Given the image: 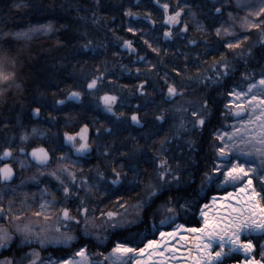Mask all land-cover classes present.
<instances>
[{
    "label": "trees",
    "instance_id": "trees-1",
    "mask_svg": "<svg viewBox=\"0 0 264 264\" xmlns=\"http://www.w3.org/2000/svg\"><path fill=\"white\" fill-rule=\"evenodd\" d=\"M179 2L183 5L187 3L188 14L194 12L199 24L203 26L196 29V46L167 54L160 52L158 55L155 52L150 57L151 64L156 66L154 69H150V65L134 69L121 57L122 52L118 46V41L128 37L123 25L128 19L126 13L131 9L134 13L156 15L161 10L154 4L155 0H0V32H19L30 26L49 22L54 25L52 32L37 34L31 41H9L18 45L15 49L20 53L17 83L21 87L13 88L7 94L6 100L0 101V151L11 146L14 149L13 154H22L18 151L22 146L20 135L24 131L30 133L32 128H36L40 135L32 137L23 145V154L27 158L28 152L33 148L52 147V143L62 142L65 131L73 132L79 125L89 123L95 144L94 157L88 159L71 153L73 158L79 161L76 168L80 171L82 169L81 176L87 177L90 185H100L91 192H88L87 187L81 189L80 184L71 185L74 192L79 189L80 195L66 199L62 186L52 176H40L36 171L31 178V173L22 172L23 178H26L23 186L26 198L24 199L18 190L6 204L8 208L9 201H13L14 213L23 209L26 214H33L39 199L36 198L31 205L32 196H40L45 187L51 198L55 199V203L71 209L72 215H78L76 209L81 198L86 200L91 217L94 218L101 217V212L115 210L121 213L125 209L118 204L134 206L145 196L144 183L139 184L136 191H131L134 176L126 167L124 171L127 175L122 178L124 182L121 185H112L109 189L108 185L113 178L110 163L127 161L129 166L138 165L140 179L147 181L148 176L152 175V169L148 168L146 176L144 169L148 165L140 161L154 156L155 150L159 148V139L154 140L148 136L153 126L160 124L156 116L162 113L166 115L161 136L165 133L173 135L182 118L193 120L191 110L199 109L205 99L208 101V107L204 111L205 126L192 129V125L188 124L189 131L182 133V139L173 142L172 151L168 153L181 162L184 190L168 192L157 199L152 207L146 209L141 223L127 229L108 230L105 234L108 239L105 242L79 234V240L73 244L70 252H75L83 245L93 254L108 251L117 239L124 236L135 239L137 233L154 238L156 233L166 227L159 224L163 217L157 214V228H152L153 213L169 196L185 197L192 201L194 217L191 213L188 217L182 214L176 222L185 223L191 219L192 226H198L196 222L200 221V218L195 204L202 205L219 191L214 187H206L204 194L200 192V185L205 172H210L216 157L214 146L218 141L215 140L214 134L232 124V119L225 116L226 106L230 101L229 92L237 85L243 86L245 73H259L261 68H264V47L259 43L262 34L255 29L241 31L239 36L247 35L249 39L240 48L230 50L223 46L224 40L229 38L218 37L216 29L222 24L225 25L230 12L233 15H246L236 7V0ZM216 8H221V12L217 13ZM119 21L121 24H118ZM250 45L253 46L251 56L247 54ZM242 51L243 56L237 55ZM222 57L233 65L234 71L216 83L206 81L208 75L203 72L207 67L215 66ZM137 69H140L139 73ZM176 70H179L181 75H177ZM97 75L102 76L98 88L100 93L108 92L110 89L106 88H111V84L121 87L118 102L114 106L119 121L111 114L102 113L98 100L87 102V92L80 102L57 104L58 100L66 98L69 91H83L88 78ZM209 76H212L213 80L216 79L214 73ZM256 79H259V75ZM145 80L148 83L145 85V94L142 95L139 85ZM173 82L184 90V95L177 97L174 102H166L167 86ZM36 107L41 108L38 120H34L32 116ZM178 107L188 111L178 112ZM134 113L139 114L144 127L139 128L131 123V115ZM114 122L119 124V127H114L113 133L107 134L104 130L113 127ZM96 128H100L101 135L95 134ZM189 141L192 142L191 145ZM105 150L109 155H104ZM124 151L130 156L135 153V156L131 159L120 156L119 153ZM116 167L120 170L119 164H116ZM98 173H103L105 178L101 179ZM18 180L19 178L17 182ZM77 180L79 182V179ZM28 205L30 208L27 209L25 206ZM70 252L60 246H49L41 251V255L46 258L51 254L55 258Z\"/></svg>",
    "mask_w": 264,
    "mask_h": 264
},
{
    "label": "snow or ice",
    "instance_id": "snow-or-ice-1",
    "mask_svg": "<svg viewBox=\"0 0 264 264\" xmlns=\"http://www.w3.org/2000/svg\"><path fill=\"white\" fill-rule=\"evenodd\" d=\"M98 2V0H97ZM155 4L163 10V24L171 26L169 30L164 32L165 38H171L173 32L171 28L183 23L182 32H188V24L182 20L185 8L189 5L185 3L180 6L179 0L177 8L170 12L168 3H161V0H155ZM20 5H18L19 7ZM236 7L246 13L241 18V27L245 30H257L261 32V40L259 43L264 47V0H258V3L245 2V0H236ZM217 13L221 12V8H216ZM129 17L138 14L129 9L126 13ZM195 17V13H192ZM154 25L156 21L151 20V13L147 17ZM229 18L233 24L225 26L221 25L216 29L218 37H234V39H225L224 47L230 50L238 49L249 39L247 35L239 36L235 33L234 27L236 16L231 12ZM98 22V21H97ZM203 26L197 24V28ZM54 25L49 22L47 24H38L30 26L26 30L19 32H0V101H5L7 94L13 89H19L21 85L17 83V69L20 64V53L15 49L17 44L11 41H31L34 36L40 33H50L53 31ZM129 32H134L133 27L128 28ZM145 44L152 49L153 52L160 54L158 47L145 39ZM196 44L195 40L191 41ZM125 47L131 48L132 41H125ZM87 47V45H85ZM252 47L249 46L247 54L252 55ZM237 55H244L240 52ZM143 59V57H141ZM150 69L156 66L149 62ZM140 69H137L139 73ZM234 71L233 65L222 57L221 61H217L213 73L216 77L208 76L206 81L218 82L224 77H228ZM177 75H181L176 70ZM259 75V79L256 76ZM102 81V76L97 75L88 80L86 89L90 94L97 95L102 102L103 108L112 116L119 117L114 110V106L119 99L116 95L105 93L98 94V85ZM202 81V82H206ZM167 83V75H165ZM145 80L139 85V91L145 94ZM242 85H237L229 92L233 97L229 105L226 106L225 116L227 119L235 118V123L227 125L225 128L218 130L215 140L218 143L214 146L216 153L210 172H205L200 185V192H204L208 185L215 184L219 187L227 189L231 186L233 191L225 190L223 196H212L210 202L195 204V210L199 213L200 221L198 226H192L191 219L185 223H177L178 218L188 217L193 213V203L188 198L169 196L165 199L153 213L152 228H157L155 223L156 215L159 214L163 218L159 220L160 225H174L171 231H159L160 240L149 238L147 235L137 233L135 239L124 236L112 243L110 250L98 253H90L86 245L79 247L75 252H70L73 243L77 240V236L71 234L70 231H62L68 229L71 225L83 224V232L85 236L93 233L89 227L90 208L87 206L86 200L80 199L76 211L78 215H72L71 209L68 207H60L55 203V199L43 200L38 211L33 213L36 217H43L44 220L52 219V213L56 212V224L54 227L57 235H48V228L35 227L32 223H23V215H26L23 209L20 213H14L12 208L13 201H9L7 209L0 204V220H4L0 224V264H264V68L259 73H245ZM84 95L82 90H71L65 99L57 101L58 105H67L69 101H80ZM184 90L177 86L176 83H170L167 86L168 101H175L177 97H182ZM139 107V106H138ZM208 107V101L205 99L199 106V109L193 108L191 116L193 120L181 119L173 135L165 133L161 136L162 125L166 123V115L160 114L156 116V120L160 122L154 125L152 131L148 134L151 139H159V148L155 150V155L143 159L140 162L148 165L144 169L147 176L148 168L152 169V175L148 176L147 181L140 179V173L137 166H129L127 161H116L110 163L112 168V179L108 188L112 185H121L123 176L127 175L124 169L127 167L128 172H132L134 180L131 182V191H136L139 184L144 183V198L140 199L134 206L126 203L118 204L119 207L125 209L124 213L115 210L106 213L101 212L104 218V224L108 228L127 229L138 223H141L146 215V209L152 207L157 199H160L168 192L183 191V171L181 162L174 156H169L172 151L174 141L182 139V133L189 131L188 124L192 125V129L197 127L203 128L206 124V116L204 111ZM64 111L65 109H60ZM178 112H185L188 109L178 107ZM40 107L33 110V115L39 116ZM131 122L144 127L138 113L131 116ZM7 126V125H5ZM114 127H119L116 122L113 127H108L104 131L112 134ZM97 136L101 135L100 128L95 129ZM40 135L38 129L32 128L31 132L24 131L20 135L21 145L18 148L20 153H25L24 144L32 137ZM92 128L89 123H83L73 132L65 131L62 136V143H58L53 152L48 149L39 147L33 148L30 155L42 169L49 167L50 161L53 160L55 152L62 154L56 157L58 167L47 174L54 177L62 186L64 197L67 199L73 195L79 197L80 192H75L71 185H75L78 179L73 168L79 164L78 160L73 159L71 150L75 155L86 156L92 151ZM191 141L189 144L191 145ZM69 147V151L65 152L64 146ZM14 149L9 146L0 153V162L10 161L13 158ZM139 151V147H137ZM191 151V148H189ZM104 155H109L105 150ZM120 156H131L127 151L119 153ZM182 155V152H181ZM21 168L25 167V161L18 160ZM116 164H119L117 170ZM82 171V169H81ZM15 175L12 163L5 162L0 166V182H2L10 191L14 192L10 182ZM101 179H104L103 173H98ZM67 178V180H66ZM80 188L87 187L88 192L93 188H99L100 185H90L87 177H79ZM48 192L47 187L43 190ZM4 196L7 193L3 194ZM2 198V197H0ZM207 200V197L204 198ZM57 209L59 211L57 212ZM18 222V223H14ZM96 227L95 224L92 225ZM101 239V237H98ZM103 240L108 238L102 237ZM175 240L184 249V253L177 255L180 248L170 245V241ZM38 244L39 248L33 247ZM55 245L69 250L70 254L61 257H42L41 251L48 246ZM7 253V255H6ZM93 255L97 259H93Z\"/></svg>",
    "mask_w": 264,
    "mask_h": 264
},
{
    "label": "flooded vegetation",
    "instance_id": "flooded-vegetation-1",
    "mask_svg": "<svg viewBox=\"0 0 264 264\" xmlns=\"http://www.w3.org/2000/svg\"><path fill=\"white\" fill-rule=\"evenodd\" d=\"M162 1H164V0H162ZM162 1H161V3H168L170 5V12L174 11L177 8L178 2H175L174 0L164 1V2H162ZM210 1L215 2L218 0H210ZM181 3L179 2L180 6H183V4H181ZM156 6L159 8L158 5H156ZM159 9L161 10L160 13H157L156 15L151 14V20L156 21V23L154 25L147 18L148 14L136 13V14H138V18H137V16L129 17L126 15L128 19H127V21H125L123 23V25L125 26L124 28H125V31H126L128 37L124 40L118 41V46L122 52L121 57H124V61L127 64L129 63L132 67H134V69L149 65L150 57H152L155 53L152 51L151 48L148 47L147 44H145V42H144L145 39H148L149 42L153 44V47H158L160 49V52L164 53V54H167L168 52H171V51H178L179 52L180 50L187 49L190 47L194 48L196 46V44L191 43V41H193V40L197 41V37H196V29L197 28H196V24L194 21L196 19V17H191V14H188V12L185 8V12H184V15L182 17V20L188 24V29H189L188 32L185 33V32H182L180 30L183 27V23L181 25H177L176 27L171 28V30L173 32V36L171 38H168L167 41L164 42V39H165L164 32L169 30V28L171 26H167V25L163 24L164 13H163V10L161 8H159ZM118 24H121L120 21L118 22ZM129 27H133L134 29H136V31L129 32L128 31ZM129 40L132 41V45L138 50L137 55H134L130 51H125L123 49V47L125 45L124 42L129 41ZM141 57H143V59H141ZM99 87H100V83L98 85V88ZM106 89H110V90L108 92H104V93L99 92V95L102 96L105 93H108V94L118 96V92H120L121 87H118L117 85L111 84V88L107 87ZM112 90L115 92H110ZM98 91H100V90H98ZM83 92H84V94H86V92L89 93V91L86 90L85 88H84ZM99 106H100L99 110L102 113H107L106 111H104L102 102H101V105H99ZM108 114H110V113H108ZM91 141H92L91 153H89L86 156H80V157H86L88 159L94 157V145L95 144H94V139H93V132L91 135ZM62 142H63V140H62ZM62 142L60 141L59 143H62ZM57 143L58 142L52 143V145H51L52 147H43V148L48 149L49 152L51 153L56 149ZM53 145H54V148H53ZM64 149H65V152L69 151V147L67 145L64 146ZM30 152H28V155H27L28 158H29ZM71 152L75 153L74 150H71ZM61 154H62L61 152H55V156L53 157V160L47 169L52 168L53 163L56 160V157L60 156ZM5 162L12 163V167L14 169V172L16 173L15 181L10 183L12 189H13V187L15 189V185L17 184V167L15 166V163L13 160L2 161L1 166ZM30 162L33 164V166L38 167V169H42L39 165L33 163L31 160H30ZM6 188L7 187L2 182H0V197H2V198H0V204H2L5 209H7L6 204H7L8 199L12 198V196H14V194H15L14 192L13 193L9 192V193H7L6 196H4L3 194L6 192L5 191ZM0 221H1V223H4V220H0Z\"/></svg>",
    "mask_w": 264,
    "mask_h": 264
},
{
    "label": "rangeland",
    "instance_id": "rangeland-1",
    "mask_svg": "<svg viewBox=\"0 0 264 264\" xmlns=\"http://www.w3.org/2000/svg\"><path fill=\"white\" fill-rule=\"evenodd\" d=\"M174 1L175 2H178V0H174ZM245 2H251L253 4H256V3H258V0H245ZM235 16H236V22H235L234 31H235V33L237 35H239V33L241 31H245L241 27V18L244 16V14L238 13ZM191 17H193L192 16V13H191ZM194 21H195L196 28H197V24H199V22H198L197 19H195ZM231 24H233V21L229 18L228 21L225 23V26H228V25H231ZM228 38H229V40L234 39V37H231V36L228 37ZM213 68H214V66L213 67L212 66L207 67L205 69V71L203 72V74L208 75V76L211 75L213 73ZM92 77L93 76H91V78ZM88 79H90V77ZM85 89H86V85H85ZM99 92L100 91H98V94H99ZM87 97H88L87 102H89V103H91V100L92 99H93V101H94V99H96V100L99 101V103H101V101L98 99L97 95H95V94H89V96H87ZM232 100H233V97L230 96V101H232ZM230 101H229V103H230ZM229 103H228V105H229ZM96 105H98V103ZM232 123H235V118L234 117L232 118ZM53 148H54V145H53ZM2 152H3V150L0 151V153H2ZM20 159H22V160L25 161V165L26 166L23 167V168H21V166H20V164L18 162V160H20ZM12 160L14 161L15 166L17 167V178H19L17 184L15 185V189L13 187L14 193L19 190V193L22 194V196H23L24 199L26 198V195L24 196V192L25 191L23 190V188H24L23 186H24V182H25L24 179H26V178H23L22 175H24V174L22 172H25V174L31 173V178H32L34 176V173H36V171H37V173L40 174V176H44V175H48L47 174L48 172H50L52 170H56L57 167H58V163L55 160L51 169L50 168L49 169H38V167L33 166V164L30 162L29 158L28 157L26 158L24 154L23 155L22 154H13ZM1 164L2 163L0 162V166H1ZM73 171L76 172V175H77L78 179H79V177H82L81 174H80L81 171L79 169H77L75 167V168H73ZM66 180H67V178H66ZM76 184L77 185L80 184V180H79V182L77 180L76 181ZM210 187H214V188L219 189V191L217 193H215L214 195H212V196H215V195H224L225 194V190H227V191H233V189L231 188V186H228L227 189H225L223 187H219V186H217L215 184H212V185H208L207 186V188H210ZM5 191H6L5 193H9V192H12L13 193V191H10L8 188H6ZM203 193L205 194L206 191L203 192ZM32 198H33V200L31 202V205L35 201L36 198H37L36 200L39 199V201H37L38 202V207L36 208L35 211H38L39 210L40 204L43 202V200H45V199L46 200H49V201L53 200L48 192L47 193H43L42 192V194L40 196L39 195L37 197L36 196H32ZM210 198L208 199L207 202L210 201ZM29 206L30 205L25 206V207L28 209V208H30ZM130 206H133V205H130ZM124 211L125 210H123L121 213H124ZM198 217L200 218L199 215H198ZM14 223H18V222H14ZM23 223H32L37 228H40V227L48 228L50 230L48 232V235H57V233H55V231H54V227H55V224H56V212H53L52 213V219H49V220H44L43 217H36L33 214L28 215V213H27L26 215H23ZM179 223H183V222H179ZM0 224H3V223H1V221H0ZM93 224L96 225L95 228L92 227ZM162 226L166 227V229H162L163 231L164 230H170V229H172V227H174V225H171L170 226L168 224H165V225H162ZM89 227H90V230H91V232L93 234L92 235H88L86 237H90V238L92 237V239L97 240L99 242H101V241H104L105 242L106 240H103L102 237H105V234H106V232L108 230H113L111 228H108L107 225L104 224V218H102V217H98V218L91 217V213L89 214ZM62 231H70L71 234L77 236V240L74 243H76L79 240V234L84 235V232H83V224H80V225H74L73 224V225L70 226V228H68V229H62ZM154 233H155V231L152 234H154ZM158 234H159V232L155 234L154 239L157 238ZM98 237H101V239H98ZM51 246H55V245H51ZM33 247L39 248V245L38 244H34ZM97 258H98L97 256H95V255L93 256V259L94 260L97 259Z\"/></svg>",
    "mask_w": 264,
    "mask_h": 264
},
{
    "label": "water",
    "instance_id": "water-1",
    "mask_svg": "<svg viewBox=\"0 0 264 264\" xmlns=\"http://www.w3.org/2000/svg\"><path fill=\"white\" fill-rule=\"evenodd\" d=\"M167 39H168V38H167ZM167 39L165 38V39H164V42H166ZM123 49H124L125 51H130V52H131L132 54H134V55H137V54H138V50H137L133 45H132L131 48H127V47H125V45H124ZM110 95H112V94H110ZM32 116H33L34 120H38V118H39V116L33 115V113H32ZM133 125L136 126V127L141 128V126H138V125H136V124H134V123H133ZM30 153H31V152H30ZM29 159H30L33 163H35V161H33V160L31 159V155H30V154H29ZM51 162H52V161H50V164H51ZM35 164H36V163H35ZM50 164H49V165H50ZM15 179H16V173H15V175H14V177H13V179H12V181H11L10 183L14 182Z\"/></svg>",
    "mask_w": 264,
    "mask_h": 264
},
{
    "label": "bare ground",
    "instance_id": "bare-ground-1",
    "mask_svg": "<svg viewBox=\"0 0 264 264\" xmlns=\"http://www.w3.org/2000/svg\"><path fill=\"white\" fill-rule=\"evenodd\" d=\"M215 196L220 197V196H223V195H215ZM210 201H211V198H210ZM171 230L172 229H170V230H164V231H171ZM155 239H157V240H160L161 239L160 236H159V234H158L157 238H155ZM170 245H175L177 248H180V245L175 240L170 241ZM182 253H184V249L183 248H180V251L177 253V255L179 256Z\"/></svg>",
    "mask_w": 264,
    "mask_h": 264
}]
</instances>
